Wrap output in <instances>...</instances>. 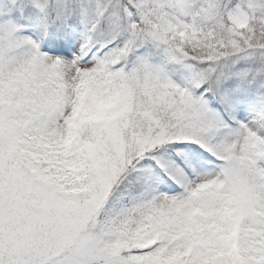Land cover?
Wrapping results in <instances>:
<instances>
[{
	"label": "snow or ice",
	"instance_id": "6c2138e0",
	"mask_svg": "<svg viewBox=\"0 0 264 264\" xmlns=\"http://www.w3.org/2000/svg\"><path fill=\"white\" fill-rule=\"evenodd\" d=\"M0 264H264V0H0Z\"/></svg>",
	"mask_w": 264,
	"mask_h": 264
}]
</instances>
